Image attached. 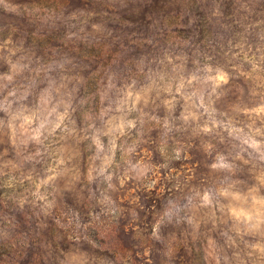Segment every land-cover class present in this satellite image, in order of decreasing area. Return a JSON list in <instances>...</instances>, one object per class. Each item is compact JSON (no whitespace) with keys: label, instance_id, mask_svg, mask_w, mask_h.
Here are the masks:
<instances>
[{"label":"clouds","instance_id":"obj_1","mask_svg":"<svg viewBox=\"0 0 264 264\" xmlns=\"http://www.w3.org/2000/svg\"><path fill=\"white\" fill-rule=\"evenodd\" d=\"M146 13L0 0V264H264V0Z\"/></svg>","mask_w":264,"mask_h":264},{"label":"rangeland","instance_id":"obj_2","mask_svg":"<svg viewBox=\"0 0 264 264\" xmlns=\"http://www.w3.org/2000/svg\"><path fill=\"white\" fill-rule=\"evenodd\" d=\"M18 3L24 2V0H16ZM79 6H87L90 0H76ZM171 0H141V6L146 8L147 16L153 19L157 16H164L170 6ZM224 5L231 7L233 0H223ZM11 22L9 17H0V25H7ZM147 21L143 18H138V27H146ZM177 27H183V25H177ZM3 113L0 112V118L3 117ZM33 264H36L33 261Z\"/></svg>","mask_w":264,"mask_h":264}]
</instances>
